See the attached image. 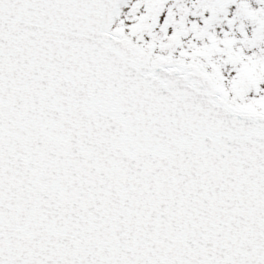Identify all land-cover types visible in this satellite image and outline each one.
Returning a JSON list of instances; mask_svg holds the SVG:
<instances>
[{
	"label": "snow or ice",
	"instance_id": "6c2138e0",
	"mask_svg": "<svg viewBox=\"0 0 264 264\" xmlns=\"http://www.w3.org/2000/svg\"><path fill=\"white\" fill-rule=\"evenodd\" d=\"M0 264H264V0H0Z\"/></svg>",
	"mask_w": 264,
	"mask_h": 264
}]
</instances>
